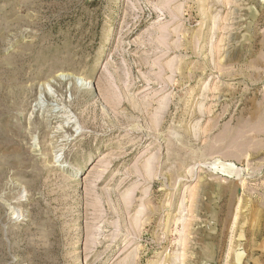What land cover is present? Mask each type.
Returning <instances> with one entry per match:
<instances>
[{
	"label": "rangeland",
	"instance_id": "1",
	"mask_svg": "<svg viewBox=\"0 0 264 264\" xmlns=\"http://www.w3.org/2000/svg\"><path fill=\"white\" fill-rule=\"evenodd\" d=\"M0 264H264V0H0Z\"/></svg>",
	"mask_w": 264,
	"mask_h": 264
},
{
	"label": "bare ground",
	"instance_id": "2",
	"mask_svg": "<svg viewBox=\"0 0 264 264\" xmlns=\"http://www.w3.org/2000/svg\"><path fill=\"white\" fill-rule=\"evenodd\" d=\"M117 260V259H116ZM115 262V261H114Z\"/></svg>",
	"mask_w": 264,
	"mask_h": 264
}]
</instances>
